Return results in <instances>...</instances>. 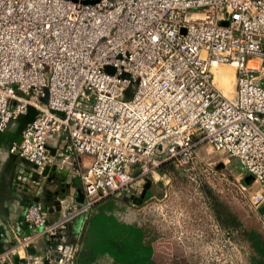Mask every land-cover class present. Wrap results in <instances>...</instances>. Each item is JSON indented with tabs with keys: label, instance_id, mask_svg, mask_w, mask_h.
I'll return each mask as SVG.
<instances>
[{
	"label": "built area",
	"instance_id": "obj_1",
	"mask_svg": "<svg viewBox=\"0 0 264 264\" xmlns=\"http://www.w3.org/2000/svg\"><path fill=\"white\" fill-rule=\"evenodd\" d=\"M80 1L0 0V134L28 107L37 112L8 153L43 170L54 162L48 141L63 136L65 152L90 159L78 172L85 205L55 222L28 205L31 234L1 264L26 253L35 231L51 242L47 264H72L77 216L128 195L139 172L190 163L201 142L264 185V0ZM221 65L235 69L233 100L214 82ZM250 200L259 206L264 193Z\"/></svg>",
	"mask_w": 264,
	"mask_h": 264
},
{
	"label": "rangeland",
	"instance_id": "obj_2",
	"mask_svg": "<svg viewBox=\"0 0 264 264\" xmlns=\"http://www.w3.org/2000/svg\"><path fill=\"white\" fill-rule=\"evenodd\" d=\"M215 75L217 88L233 100L234 67L221 65ZM163 164L166 166L160 171ZM161 165L146 174L137 173L134 190L128 195L112 194L97 202L110 197L111 214L117 221L144 230L153 249L151 264H250V249L242 231L255 229L264 236V201L255 206L250 200L253 193H264V185L254 179L245 181L249 174L244 167L204 142L198 143L190 163L170 160ZM147 183L151 196L135 205L132 198L139 197ZM211 198L221 203L224 211H231L243 228H224L215 219ZM85 200L73 204L82 207Z\"/></svg>",
	"mask_w": 264,
	"mask_h": 264
},
{
	"label": "crops",
	"instance_id": "obj_3",
	"mask_svg": "<svg viewBox=\"0 0 264 264\" xmlns=\"http://www.w3.org/2000/svg\"><path fill=\"white\" fill-rule=\"evenodd\" d=\"M65 144L63 136L51 138L48 141V149L54 158L53 164L43 170L25 168V181L13 180L10 194L3 204L5 211L2 209L0 212V254L30 233L23 224V214L31 203H40L47 212L48 221L55 222L60 220L70 207L75 206L74 201L80 205L85 200L78 172L84 171L90 159L87 156L69 155L64 150ZM88 214L89 212L77 216L69 225L67 233L70 243L76 244L82 236ZM35 232L31 248L26 253L19 252L10 264H25L27 254L41 259V264H47L44 257L51 242L41 232ZM105 262L109 264L108 261ZM102 263L103 261H99L95 264Z\"/></svg>",
	"mask_w": 264,
	"mask_h": 264
},
{
	"label": "trees",
	"instance_id": "obj_4",
	"mask_svg": "<svg viewBox=\"0 0 264 264\" xmlns=\"http://www.w3.org/2000/svg\"><path fill=\"white\" fill-rule=\"evenodd\" d=\"M166 164L161 165L160 171ZM149 190L144 200L150 197ZM210 196V195H209ZM212 201L215 219L228 231L243 228L231 211H224L217 200ZM113 203L108 197L91 207L85 220L83 233L76 244L72 264H151L153 249L145 240V233L137 225L123 224L111 214ZM250 249V264H264V236L255 229L242 231ZM230 234V233H229ZM228 234V235H229Z\"/></svg>",
	"mask_w": 264,
	"mask_h": 264
},
{
	"label": "water",
	"instance_id": "obj_5",
	"mask_svg": "<svg viewBox=\"0 0 264 264\" xmlns=\"http://www.w3.org/2000/svg\"><path fill=\"white\" fill-rule=\"evenodd\" d=\"M77 3L78 0H66ZM100 0H82L81 4L94 5L99 3ZM43 104L47 103V90L44 89V96L40 99ZM37 112L34 108L28 107L25 115L19 116L15 121L11 122L5 132L0 134V212L5 208L3 206L7 199V195L10 194V189L13 184V180H17V176L22 171L24 173L25 168L35 169V167L24 159H19L13 154H9L8 150L13 144L18 145L21 142L22 132L26 127L31 124L36 116ZM22 176H24L22 174ZM253 179L250 175L245 178ZM149 188V184L144 186L139 197L132 198L135 205H139L144 199L145 194Z\"/></svg>",
	"mask_w": 264,
	"mask_h": 264
},
{
	"label": "bare ground",
	"instance_id": "obj_6",
	"mask_svg": "<svg viewBox=\"0 0 264 264\" xmlns=\"http://www.w3.org/2000/svg\"><path fill=\"white\" fill-rule=\"evenodd\" d=\"M219 78H220V77H219ZM218 80H219V79H218V75H217V76H215L214 82H215V83H218ZM225 81H226V78H225V77H222V82L225 83Z\"/></svg>",
	"mask_w": 264,
	"mask_h": 264
}]
</instances>
